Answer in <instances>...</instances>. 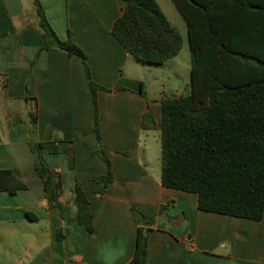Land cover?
<instances>
[{"label":"crops","instance_id":"crops-1","mask_svg":"<svg viewBox=\"0 0 264 264\" xmlns=\"http://www.w3.org/2000/svg\"><path fill=\"white\" fill-rule=\"evenodd\" d=\"M39 2L58 37L65 41L71 32L88 56L93 80L109 90L98 91L97 98L102 148L114 180L99 193L102 185L94 179L105 175L106 164L96 153L95 111L82 60L56 49L37 59L45 42L34 0H0V169L12 170L28 186L16 195L0 192V264H106L109 248L120 250L112 264H128L139 229L133 209L156 218L148 229L147 264H264V215L254 221L202 211L197 194L161 184V155L154 154L152 134L159 142L161 102L181 95L149 96L150 78H174L180 86L183 67L191 83V53L187 67L180 54L161 69L138 63L112 35L122 0ZM146 113L155 119V130L142 129ZM30 139L73 141L64 145L73 150V163L65 152L44 153L45 164L61 175L64 216L42 202ZM77 181L94 213L92 233L76 221Z\"/></svg>","mask_w":264,"mask_h":264},{"label":"trees","instance_id":"trees-1","mask_svg":"<svg viewBox=\"0 0 264 264\" xmlns=\"http://www.w3.org/2000/svg\"><path fill=\"white\" fill-rule=\"evenodd\" d=\"M122 1L125 8L112 35L138 63L162 66L180 54L183 36L157 0ZM172 1L187 25L191 83L189 94L161 102V184L197 194L202 211L260 221L264 215V0ZM34 3L45 42L37 59L43 51L56 49L79 57L84 64L95 111L96 153L106 164L105 175L94 181L101 183L99 193L104 194L114 173L102 148L97 93L109 90L93 80L88 56L72 41L71 32L62 41L42 4ZM156 127L155 119L146 113L142 129ZM65 144L73 141H29L35 170L43 181L42 202L48 209L59 208L63 216L61 175L45 164L44 153L65 152L73 163V150ZM27 189L12 170L0 169V192L16 195ZM73 193L76 221L92 233L94 213L78 181ZM171 205H163L159 214ZM133 215L139 229L128 264H147L148 229L156 218L146 219L136 209ZM58 237L64 238L60 232Z\"/></svg>","mask_w":264,"mask_h":264},{"label":"rangeland","instance_id":"rangeland-1","mask_svg":"<svg viewBox=\"0 0 264 264\" xmlns=\"http://www.w3.org/2000/svg\"><path fill=\"white\" fill-rule=\"evenodd\" d=\"M162 7L164 13L168 17V19L172 22V24L180 31V33L183 36L184 44L183 49L178 57V60L180 63L185 65L184 67H187L190 62V46H189V37H188V30L186 26V22L184 18L181 16L179 11L177 10L175 4L172 0H157ZM145 66V65H143ZM146 67H153L154 69H161L162 66H146ZM169 71H174V66H164ZM181 73L184 75V83H181L180 86H177V84L174 80L168 81L166 80L164 83L162 82V79H156L155 75L151 76V88L149 89V96H165V97H173V96H179V95H187L190 93V88L188 85L190 84V80L188 78L186 70L181 67ZM177 80H180L175 76ZM152 140H153V147H154V154L160 156L161 155V147H160V141L158 142L155 138V132L152 134Z\"/></svg>","mask_w":264,"mask_h":264},{"label":"clouds","instance_id":"clouds-1","mask_svg":"<svg viewBox=\"0 0 264 264\" xmlns=\"http://www.w3.org/2000/svg\"><path fill=\"white\" fill-rule=\"evenodd\" d=\"M120 254V250L109 248L105 253L106 264H112L115 258Z\"/></svg>","mask_w":264,"mask_h":264}]
</instances>
